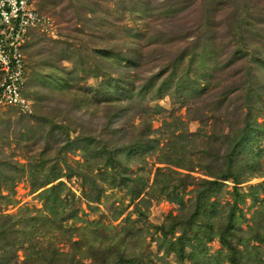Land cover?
I'll list each match as a JSON object with an SVG mask.
<instances>
[{
  "label": "rangeland",
  "instance_id": "1",
  "mask_svg": "<svg viewBox=\"0 0 264 264\" xmlns=\"http://www.w3.org/2000/svg\"><path fill=\"white\" fill-rule=\"evenodd\" d=\"M36 6L53 28L27 45L32 110L0 115V264H230L218 239L206 257L187 250L179 262L167 252L165 236L186 228L199 187L177 192L185 207L158 190L175 196L187 175L214 180L206 167L225 153L223 134L243 125L248 106L264 108V0ZM256 114L264 127V111ZM253 148L262 169L237 187L262 199L264 134ZM219 182L215 210L192 220L197 229L220 227L229 213L235 184ZM263 208L250 198L239 206L245 233ZM51 209L74 212L78 221L64 226L84 230L48 233ZM248 250L247 264H264V244Z\"/></svg>",
  "mask_w": 264,
  "mask_h": 264
},
{
  "label": "trees",
  "instance_id": "2",
  "mask_svg": "<svg viewBox=\"0 0 264 264\" xmlns=\"http://www.w3.org/2000/svg\"><path fill=\"white\" fill-rule=\"evenodd\" d=\"M36 8L41 12L37 6ZM34 32L36 31L30 33L29 39L24 47L26 66L27 45ZM237 35L239 36L240 34L238 33ZM241 38L243 37L241 36ZM26 96L28 97L27 94ZM130 99H133V97L131 96ZM251 99L252 93L250 92L248 93L249 103H251ZM129 103L131 104L132 102L130 101ZM256 111L262 112L264 111V108L255 109L248 106L246 113L243 115V125L237 130H235V126H231L229 128L230 133L223 134V144L227 147L225 153L223 155H217L214 160L215 163H210L206 167L208 175L213 177L214 180H200L196 182L192 177L187 175L179 180L178 185L173 186L175 196H169V194H166L168 193L169 186L164 185L158 190V193L161 196L168 195L170 200L185 207L184 198L182 196L180 197L177 192L185 190L187 185L191 184L199 187L196 191L197 196L195 197L196 210L190 221L187 219L186 228L181 231L180 236L174 238V241L167 240V235L165 236L166 241H163V245L165 248L167 247V252L175 254L179 262L185 260L187 250H190L191 259H196L199 254L206 257L207 243L212 242L214 239H218L226 250L224 257L227 262L230 264H247V261L249 260V242L264 244V218L263 220L260 218V216H264V208L259 212L258 218L254 220V224L252 227H249L247 233L242 229L241 222L237 215V212L240 211L239 206L245 203L247 198H250L254 204L260 203L261 205L264 203V198H260L259 191L256 187H250L247 192H242L237 187V185L247 181V174L253 176L256 172L259 173L262 169L259 161L260 152L255 151V148H253V145L258 142L260 136L264 134V127L258 122ZM1 115H3V113ZM200 122L203 124V120L200 119ZM209 155L212 154L209 153ZM209 155L208 157H210ZM159 175L160 174H158V177ZM219 180H231L235 184L233 191L230 192L233 198V203H228V207L230 208L229 213L225 218L219 221L221 222L219 224L220 227H211L207 230L197 229L193 226L192 220L195 221L199 214H204L205 210L208 209L207 207H209V210L214 208L215 204L212 203L210 199L211 197L217 198L224 186ZM49 194V191L46 192V199ZM142 194L143 191H139L136 197L139 198ZM144 202L146 201L144 200ZM51 210L52 212L47 211V215L43 217L46 227L50 230L48 233L51 231H57L56 233L65 235L70 232V230L78 232L84 230L83 227H77L74 225L69 228L64 226L65 221L67 220H72L74 223L78 221L79 217L74 214V212L73 214H65L68 216H61V214H64V211L60 213L57 210L55 211V209ZM142 215L144 216V214ZM175 233L176 231L173 228L168 231L167 234L174 236Z\"/></svg>",
  "mask_w": 264,
  "mask_h": 264
},
{
  "label": "built area",
  "instance_id": "3",
  "mask_svg": "<svg viewBox=\"0 0 264 264\" xmlns=\"http://www.w3.org/2000/svg\"><path fill=\"white\" fill-rule=\"evenodd\" d=\"M36 0H0V115L32 110L26 96L24 47L32 31L49 32L53 20L39 12Z\"/></svg>",
  "mask_w": 264,
  "mask_h": 264
}]
</instances>
